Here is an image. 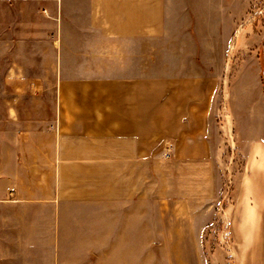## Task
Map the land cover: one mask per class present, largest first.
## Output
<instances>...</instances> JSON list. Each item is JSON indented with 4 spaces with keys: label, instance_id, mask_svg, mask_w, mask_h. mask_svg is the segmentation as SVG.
<instances>
[{
    "label": "crops",
    "instance_id": "1",
    "mask_svg": "<svg viewBox=\"0 0 264 264\" xmlns=\"http://www.w3.org/2000/svg\"><path fill=\"white\" fill-rule=\"evenodd\" d=\"M168 1L0 0L24 5L26 12L34 8L32 16L42 20L43 30L52 25L43 33L52 38L55 52L47 63L57 68L54 117L32 118L22 125L15 108L12 125L0 128V245L26 238L19 211L45 206L43 219H49L50 207L56 211L53 216L64 215L65 205L81 201L83 191L93 195L105 188L107 198L116 194L124 200L143 198L146 188H160L171 194V202L187 208L193 200L214 194L217 157L209 128L219 80L208 74H117L98 57V50L121 45L132 50V69L135 64L139 68L140 55L145 62L141 40L167 33L168 17H173ZM33 27L39 31L37 23L29 24ZM232 62L225 61L224 84ZM33 80L51 78L42 73ZM236 120L224 117V128H235ZM239 121L250 123L251 118ZM167 141L172 146L169 158L162 151ZM160 162H169L164 178L155 177L163 168ZM238 188V220L257 229L258 215L264 214V138L248 141ZM38 193L53 195L50 202H41ZM10 249L3 255H12Z\"/></svg>",
    "mask_w": 264,
    "mask_h": 264
},
{
    "label": "rangeland",
    "instance_id": "2",
    "mask_svg": "<svg viewBox=\"0 0 264 264\" xmlns=\"http://www.w3.org/2000/svg\"><path fill=\"white\" fill-rule=\"evenodd\" d=\"M168 8L173 17H168L167 33L141 40L145 62L140 55L139 68L135 64L132 69V50L121 45L98 50V57L117 74H208L219 80L209 128L217 157L214 194L187 208L171 202V194L160 188L124 200L116 194L109 199L105 188H98L96 194L83 191L81 201L67 203L64 215L53 216L50 207L49 219H43L47 207L24 208L16 216L23 215L26 238L1 244L0 264H264V214L258 215L256 229L240 223L235 208L247 143L264 138V0H170ZM26 10L17 3L0 4V128L12 125L15 108L22 125L55 115L57 68L47 63L55 52L52 38L43 33L52 25L44 24L43 30L42 20L32 16L35 9ZM31 22L39 31L29 28ZM226 59L233 64L224 84ZM42 73L51 80H33ZM231 115L237 126L224 128V117ZM247 117L250 123L238 122ZM169 142L162 150L167 158ZM160 163L155 177L164 178L169 162ZM52 195L36 194L41 202H50ZM8 247L12 255H3Z\"/></svg>",
    "mask_w": 264,
    "mask_h": 264
}]
</instances>
